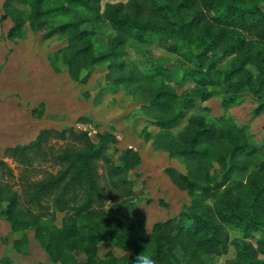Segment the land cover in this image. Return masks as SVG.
<instances>
[{
    "label": "rangeland",
    "instance_id": "obj_1",
    "mask_svg": "<svg viewBox=\"0 0 264 264\" xmlns=\"http://www.w3.org/2000/svg\"><path fill=\"white\" fill-rule=\"evenodd\" d=\"M164 1L190 22L184 40L149 34L140 41L117 35L103 20L104 9L107 4L125 6L128 0H100L93 11L69 0H0V161L5 162L0 169V264H132L128 251L153 255L157 264L236 260L232 243L224 255L209 254L181 220L172 233L154 225L182 212L201 213L218 224L217 201L186 188L181 176L200 185L222 183L219 193L227 190L242 204L264 185V149L240 153L223 135L192 143L198 129L211 127L231 130L239 144L261 141L264 112L253 111L258 98H264V88L255 94L251 86L259 80L258 54L264 52V42L216 26L200 0ZM259 3L264 12V0ZM62 6L68 9L52 11ZM122 10L121 16H132L129 9ZM143 10L139 19L152 24L155 20ZM202 36L217 42L205 77L218 85L201 86L183 74L185 68H201L193 39ZM239 37L243 47L225 56L229 42ZM154 67L173 73L146 79ZM165 91L178 99L153 106ZM226 94H239L242 103L221 120ZM190 100L196 107H183ZM47 129L53 134L40 143L43 151L28 153L30 164L6 155L7 148L36 142ZM90 146H105L102 156L92 161L103 193L100 207L92 206L102 210L98 215H76L73 193L66 195L63 210L54 206L56 193L48 190L39 193V203L29 204L31 184L57 178L64 170L54 163L56 156L86 152ZM188 149L201 153L181 155ZM74 194L79 199L82 189ZM255 213L264 223V195ZM226 233L230 242L241 239L255 248L258 235ZM256 260L264 264V256Z\"/></svg>",
    "mask_w": 264,
    "mask_h": 264
},
{
    "label": "trees",
    "instance_id": "obj_2",
    "mask_svg": "<svg viewBox=\"0 0 264 264\" xmlns=\"http://www.w3.org/2000/svg\"><path fill=\"white\" fill-rule=\"evenodd\" d=\"M236 3H222L217 0H200V4L204 10L213 14V23L228 30H235L243 34H247L255 41L264 42V12L261 10L259 0H234ZM75 2L78 6H82L85 10L93 11L98 10L100 0H69V3ZM93 3V4H92ZM95 3V4H94ZM129 9L132 13L130 17L121 16L122 8ZM155 20L152 24L145 23L139 19V16L144 11ZM68 9L65 6L52 10L53 12ZM103 20L109 23L110 27L116 32L117 35L125 39L133 37L134 39L143 40L150 34L156 39H171L178 38L184 40L183 34L189 31L190 22L184 21L176 6L164 0H128L125 6L123 4H107L103 13ZM196 41V47L199 51L197 55V67L200 69L183 70L184 76L190 77L195 83L201 86L218 85L215 82L206 79L205 73L211 68V64L207 61L210 58L212 50L216 47V40L207 41L206 36H202ZM204 44V46H203ZM244 39L236 38V41L229 42V46L224 50L225 56H230L236 53L243 47ZM200 49V50H199ZM260 68L259 80L256 81L253 92L258 94L264 88V52H259ZM207 61V62H206ZM203 65V66H202ZM204 65H207L206 67ZM205 68V69H204ZM173 72L171 70L161 69L154 67L150 69V73L145 76L146 79L157 76L167 77ZM207 74V73H206ZM231 74H226L229 77ZM222 78L220 80H224ZM226 92L229 88L225 87ZM163 100L155 101L152 103L155 107H165L168 103L174 102L178 99L176 94L171 91H165L158 94ZM158 97V96H157ZM169 101V102H168ZM258 108L253 112L254 115H259L264 112V98H258ZM242 103L239 94H226L221 100V109L224 115L221 120L225 119V113ZM183 107L187 109H194L196 103L190 100L184 104ZM172 119L167 122L159 123L160 126L171 123ZM55 133V132H54ZM53 134L50 130L42 131L36 138V142L24 146L10 147L5 150L7 156L12 159H18L20 163L30 164L31 160L28 153L36 151H43L40 148L42 143L48 135ZM223 135L229 139L233 144L235 150L243 154H249L261 149H264V135L261 141L255 145L239 144L237 137L231 130H220L219 128L211 127L205 129H198L192 137V143H200L204 137L209 139H216ZM64 138V135L60 136ZM104 147V148H103ZM105 146H90L86 152H75L70 156H66V152L54 158V163H60L63 171L57 177H51L47 181H40L33 183L29 188H33V194L29 198V204L32 202L39 203L38 195L43 191H53L56 193L54 206L58 210H63L67 205L66 195L73 193L74 198L72 201L78 206L76 207V215L81 218H90L91 216L98 215L102 210L92 208L94 204L98 207L103 203V193L101 188L97 185V177L94 173V159L100 158ZM199 150H184L181 155H199ZM65 164V166H63ZM125 165V164H124ZM5 162L0 161V169H4ZM125 168V166H123ZM67 174V175H66ZM182 183L189 190L198 191L204 196H208L213 201H217L215 207V216L218 224L212 223L201 213H180L166 222L157 223L154 229L158 231H166L168 233L174 232L173 225L176 222L182 221L184 229L189 232L195 239L198 246L203 247L207 253L216 256L224 255L227 247L232 243L238 256L231 264H262L256 260L257 255L264 256V223L260 220L259 216L255 213V207L260 197L264 195V185L255 193L251 199H247L249 203H241L239 198H232L228 195L227 190L219 193V188L223 186L222 183L210 185H200L186 176L180 177ZM123 183V180H120ZM82 189V197L76 199L74 194L76 189ZM0 194L3 192L0 190ZM11 207L14 200H10ZM247 202V201H246ZM227 230H233L242 237L256 236L258 238L255 242V248H250L249 244L241 239H233L229 241Z\"/></svg>",
    "mask_w": 264,
    "mask_h": 264
},
{
    "label": "clouds",
    "instance_id": "obj_3",
    "mask_svg": "<svg viewBox=\"0 0 264 264\" xmlns=\"http://www.w3.org/2000/svg\"><path fill=\"white\" fill-rule=\"evenodd\" d=\"M107 204H111V202H107ZM128 256L134 257L132 259V264H157V260L154 258L153 255L145 254L143 251L139 252L138 254H133L128 251L127 252Z\"/></svg>",
    "mask_w": 264,
    "mask_h": 264
}]
</instances>
